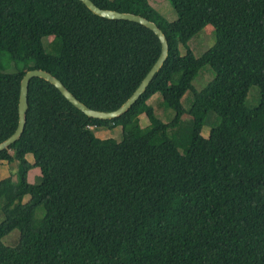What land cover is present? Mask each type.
Instances as JSON below:
<instances>
[{
  "label": "trees",
  "instance_id": "1",
  "mask_svg": "<svg viewBox=\"0 0 264 264\" xmlns=\"http://www.w3.org/2000/svg\"><path fill=\"white\" fill-rule=\"evenodd\" d=\"M90 1L154 22L166 58L110 120L86 118L53 85L30 80L23 132L0 151V164L20 167L17 179L0 177V264H264V0H167L173 22L147 0ZM205 26L213 42L195 56L188 42ZM1 52L14 71L0 64V142L16 129L26 70H46L86 107L111 111L159 42L81 0H0ZM203 66L212 76L196 89ZM153 94L172 112L165 121L147 102ZM102 127H120L121 139L96 137ZM31 166L40 181L28 180ZM14 229L18 238L3 244Z\"/></svg>",
  "mask_w": 264,
  "mask_h": 264
},
{
  "label": "water",
  "instance_id": "2",
  "mask_svg": "<svg viewBox=\"0 0 264 264\" xmlns=\"http://www.w3.org/2000/svg\"><path fill=\"white\" fill-rule=\"evenodd\" d=\"M83 4L95 15L104 17L107 19H116V20H127L131 22L138 23L143 27L150 30L158 39L159 42V53L149 67L147 72L141 78L137 86L135 87L132 94L126 99V101L111 111H98L90 109L77 101V99L72 95V93L65 87V85L50 72L36 68L31 70H26L21 76L18 84L19 98H18V122L14 132L8 136L6 139L0 142V151L7 149L12 143H14L22 134L23 129L26 124V112L28 109V87L29 82L32 78L37 77L41 78L51 85H53L61 95L66 99V101L71 104V106L84 115L86 118H94L101 120H110L124 114L136 101L137 97L140 96L149 81L151 80L154 73L158 71L162 62L167 55V43L162 31L155 25L154 22L144 19L141 16L134 15V13L123 12L115 10L108 7H100L97 4H94L90 0H81Z\"/></svg>",
  "mask_w": 264,
  "mask_h": 264
},
{
  "label": "rangeland",
  "instance_id": "3",
  "mask_svg": "<svg viewBox=\"0 0 264 264\" xmlns=\"http://www.w3.org/2000/svg\"><path fill=\"white\" fill-rule=\"evenodd\" d=\"M149 5L153 7L160 16H162L166 21L168 22H173L176 19L175 13L169 4L167 0H147ZM213 42V32H212V27L211 26H205L199 33H196L188 42L189 48L192 50V52L195 54V56H200L201 53L206 50ZM184 49L181 48V52L184 53ZM0 64L2 68V72H13L14 71V62L11 59L10 55L6 52H1L0 53ZM212 76V70L209 66H203L197 73V75L194 77L192 80V84L194 88L199 89L202 87ZM257 88L255 85H251L249 87V97L252 98V92L251 90ZM189 95L188 97H186ZM246 99V102L248 105H251L248 102V98ZM191 98V93L187 91L184 96L182 97V103L185 107H187L189 103V99ZM151 106L153 107V110L157 117L163 121L166 120V115H171L172 112L171 110L161 106L158 104L159 103V98L156 94H153L148 98L147 101ZM255 104V103H253ZM187 116V115H185ZM182 117V120L190 124V118L188 120V117ZM139 125L141 127H144L147 125V119L143 115H139ZM208 125H204L201 128L200 134L203 137H206L207 132H208ZM94 134L96 137L104 139V138H114L116 140L121 139V128L120 127H115V128H97L94 131ZM26 158L33 162V156L31 153H26ZM20 171V167L18 164H16L15 161L13 162H8L6 160H2L0 164V177L10 175L12 178L15 180L17 179V175ZM27 178L31 182H38L41 179V174L38 166H31L28 170V175ZM27 196L24 197V201L27 200ZM41 208H38L35 212V219L40 218L41 216ZM1 217V216H0ZM19 231L17 229L12 230L8 235L3 236L1 238V241L3 244H10L15 238H18Z\"/></svg>",
  "mask_w": 264,
  "mask_h": 264
}]
</instances>
